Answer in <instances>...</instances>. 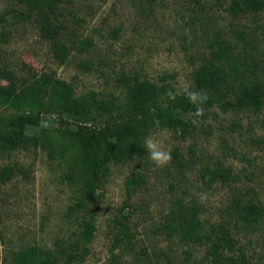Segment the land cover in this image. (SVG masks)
<instances>
[{"label":"rangeland","instance_id":"1","mask_svg":"<svg viewBox=\"0 0 264 264\" xmlns=\"http://www.w3.org/2000/svg\"><path fill=\"white\" fill-rule=\"evenodd\" d=\"M230 2L65 0L58 10L64 40L89 43L82 52L73 49L60 63L50 41L40 35L35 16H21L23 6L0 0V67L11 70L18 83L54 74L72 85L74 97L114 102L113 118L123 122L126 78H145L181 94L184 87L200 91L192 72L208 54L216 33L245 59V76L264 81V10L233 16ZM0 83L7 80L0 77ZM233 97L231 93L226 99ZM202 108L203 116L185 136L169 127H153L146 134L160 139L171 152L167 166L155 167L146 149L141 158L111 163L87 209L74 205L80 180L67 177L77 171L72 161L76 144L60 133L68 117L47 113L39 126H27L26 133L34 136L47 128L54 145L18 146L0 154V166L21 168L11 179L0 181V264L32 246L59 254L58 244L80 239L81 221L91 210L95 229L85 245L87 253L73 264H210L208 241L193 243L165 231L167 215L178 204L196 209L203 233L216 225L230 229L237 246L233 264L240 263V251L245 257L241 264H264V221L254 226L238 221L234 205L239 198L264 202V99L258 109L223 107L218 102ZM89 109L93 111L90 104ZM2 113L8 110L0 108ZM89 118L96 124L110 119L94 114ZM66 146L69 153L64 154ZM175 149L180 165L173 159ZM208 169H225L227 177L210 180ZM134 172L144 181L128 194L126 180ZM200 194L207 195L205 203ZM119 219L127 224L131 239L121 246L114 243ZM81 248L80 242L71 252Z\"/></svg>","mask_w":264,"mask_h":264},{"label":"trees","instance_id":"2","mask_svg":"<svg viewBox=\"0 0 264 264\" xmlns=\"http://www.w3.org/2000/svg\"><path fill=\"white\" fill-rule=\"evenodd\" d=\"M12 1L25 8L19 15L35 16L40 35L50 41L53 56L58 62H65L73 49L80 52L86 49L89 43L86 40L68 44L63 38L65 26L59 20L58 10L65 0ZM261 10H264V0H231L228 6L233 16ZM247 67L245 59L234 52V44L216 33L208 54L202 55L199 65L192 72L195 88L209 96L204 105L218 102L223 107L258 109L264 99V81L245 76ZM0 77L7 80L6 84L0 83V108L8 110L7 114H0V154L18 146H38L44 142L49 146L54 145L52 134L47 128H41L37 136L28 135L26 128L29 125L39 126L43 115L47 113L68 117L69 122H66L67 126L60 133L77 147L76 157H71L77 171L67 175L73 182L80 180L81 183V192L74 204L76 208L87 209L111 163H127L145 156L142 145L146 134L156 127L154 120L160 121L159 127L173 128L181 136H185L192 125L190 116L194 106L184 94L177 95L175 101L169 100L166 95L169 89L138 76L126 78L124 84L127 118L123 122H116V117L113 118L116 110L114 102L93 96L87 99L74 97L72 85L54 74L43 73L31 82L18 83L14 73L3 66L0 67ZM231 93L234 94L233 99L227 100L226 97ZM87 101L93 111L89 109ZM93 114L106 115L110 119L103 124L91 123L89 117ZM71 123L74 125L69 126ZM63 152L69 153V148L66 146ZM173 159L176 164H182L177 149L173 151ZM18 170L21 168L13 164L0 166V181L11 179ZM207 174L210 180L227 177L225 169H208ZM143 181L141 173H132L126 180L127 193ZM234 205L238 221L249 226L264 221V202L239 198ZM197 215L194 207L178 204L167 215L163 225L165 231L193 243L208 241L206 255L210 264H233L235 260L232 252L237 246L230 229L216 225L209 233H203ZM117 222L120 227L114 243L126 245L131 241L129 229L120 219ZM94 229V211L91 210L88 217L81 221L80 239L72 244H58L56 251L59 254L32 246L16 252L3 264H73L87 253L85 245L91 241ZM80 242L81 250L71 252L78 248ZM239 257L241 264L245 261L243 251L239 252Z\"/></svg>","mask_w":264,"mask_h":264},{"label":"clouds","instance_id":"3","mask_svg":"<svg viewBox=\"0 0 264 264\" xmlns=\"http://www.w3.org/2000/svg\"><path fill=\"white\" fill-rule=\"evenodd\" d=\"M183 94L186 96L187 100L190 104L194 106V111L192 112V123L195 124L197 122V118L203 116V108L202 105L206 103L209 99V96L204 91H196L192 90L189 87H184L182 89ZM181 94L180 91L173 92L172 90H168L166 95L169 100L175 101L177 95ZM153 124L159 128L160 121L154 120ZM147 150V155L149 160L155 165L157 168H163L167 166L171 160V152L167 150L160 139L153 135H148L144 138L143 145ZM200 202L205 203L207 200L206 194H200Z\"/></svg>","mask_w":264,"mask_h":264}]
</instances>
